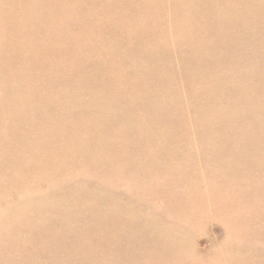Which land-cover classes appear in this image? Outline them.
Here are the masks:
<instances>
[{"label":"rangeland","instance_id":"1","mask_svg":"<svg viewBox=\"0 0 264 264\" xmlns=\"http://www.w3.org/2000/svg\"><path fill=\"white\" fill-rule=\"evenodd\" d=\"M56 1L0 0V264H264V0Z\"/></svg>","mask_w":264,"mask_h":264},{"label":"bare ground","instance_id":"2","mask_svg":"<svg viewBox=\"0 0 264 264\" xmlns=\"http://www.w3.org/2000/svg\"><path fill=\"white\" fill-rule=\"evenodd\" d=\"M35 1H37V0H35ZM58 1H59V0H58ZM58 1H56V4L58 3ZM61 1H62V0H61ZM61 1H60V2H61ZM232 1H233V0H232ZM63 2H65V0H63ZM63 2H62V3H63ZM95 2H96V1H95ZM240 2H241V1H240ZM252 2H253V0H252ZM36 3H37V2H36ZM100 3H101V5H102V2H101V1H100ZM233 3H234V1H233ZM241 3H242V2H241ZM256 3H257V1H256ZM64 4H65V3H64ZM239 4H240V3H239ZM90 5H94L93 8L95 7V4H90ZM90 5H89V6H90ZM98 5H99V4H98ZM80 6H81V5H80ZM83 6H84V5H83ZM89 6H88V7H89ZM102 6H103V5H102ZM126 7H127V6H126ZM241 7H242V6H241ZM245 7H246V5L244 6V8H245ZM81 8H82V7H81ZM91 8H92V7H91ZM217 8H218V7H217ZM82 9H83V8H82ZM241 9H242V8H241ZM82 11H83V10H82ZM82 11H81V12H82ZM212 11H213V10H212ZM96 14H97V12H96ZM81 15H82V14H81ZM97 15H98V14H97ZM97 15H95V16H97ZM211 15H212V13H211ZM216 19H217V18H216ZM3 20H4V19H3ZM3 20H1V21H3ZM70 20L72 21V19H70ZM3 22H4V21H3ZM3 22H2V24H3ZM14 22H15V21H14ZM71 23H72V22H71ZM14 24H15V23H14ZM19 24H20V23H19ZM17 25H18V23H17ZM20 26H21V25H20ZM18 28H19V27H18ZM20 29H21V28H20ZM94 32H95V31H94ZM119 35H120V34H119ZM94 36H95V35H94ZM109 36H110V35H109ZM123 37H125V35H124ZM123 37L121 36V39H122ZM110 38H111V37H110ZM125 38H126V37H125ZM79 41H80V40H79ZM79 41H78V42H79ZM86 41H87V40H86ZM92 41H94V40H92ZM110 41H113V40H110ZM114 41H115V40H114ZM114 41H113V42H114ZM81 42H82V41H81ZM108 42H109V41H108ZM96 43H99V42H96ZM110 43H111V42H110ZM114 43H115V42H114ZM103 44H104V43H103ZM105 44H107V43L105 42ZM115 44H116V43H115ZM107 45H110V44H107ZM121 45H122V44H121ZM121 45H119V46H121ZM110 46H111V45H110ZM117 46H118V44H117ZM91 47H92V46H91ZM94 47H95V46H94ZM105 47H106V46H105ZM84 48H85V47H84ZM84 48H83V49H84ZM107 48H108V46H107ZM80 49H81V48H80ZM92 49H93V48H92ZM105 49H106V48H105ZM109 49H110V48H109ZM111 49H112V46H111ZM118 49H120V48H118ZM118 49H117V50H118ZM106 52H107V51H106ZM108 52H109V51H108ZM111 52H112V51H111ZM111 52H109V53H111ZM118 52H119V51H118ZM116 53H117V52H116ZM128 53H129V52H128ZM128 53H127V55H128ZM112 55H113V54H112ZM54 57H55V56H54ZM210 57H211V55H210ZM51 58H52V57H51ZM117 59H118V58H117ZM88 60H89V58H88ZM88 60H87V61H88ZM114 60H115V59H114ZM93 61H94V60H93ZM95 62H96V60H95ZM115 62L117 63V60H116ZM10 63H11V62H10ZM84 63H85V62H84ZM93 63H94V62H93ZM116 63H115V66H116ZM11 64H12V63H11ZM81 64H82V63H80V65H81ZM113 64H114V62H113ZM94 65H95V64H94ZM111 65H112V64H111ZM111 65H110V67H111ZM72 66H73V63H72ZM95 66H96V65H95ZM107 66H108V65H107ZM91 67H93V66H91ZM112 67H113V65H112ZM83 68H84V66H83ZM83 68H81V69H83ZM68 69H69V67H68ZM72 70H73V69H72ZM74 70H77V67H76V69L74 68ZM83 70H85V69H83ZM83 70H81V71H83ZM86 70H87V69H86ZM90 70H91V69H90ZM100 70H101V69H99V71H100ZM111 70H112V68H111ZM78 71H79V70H78ZM81 71H79V72H81ZM94 71H96L95 68H94ZM83 72H85V71H83ZM83 72H82V73H83ZM86 73H87V72H86ZM89 73H91V71L88 72L87 74L89 75ZM80 74H81V73H80ZM87 74H86V75L84 74V75H85V77H84L85 79H86ZM91 75H93V74H91ZM91 75H90V76H91ZM90 76L87 77L86 81L88 80V78H91V77H92V76H91V77H90ZM84 78H83V79H84ZM91 79H92V78H91ZM96 79H98V78L96 77ZM89 80H90V79H89ZM113 81H114V80H113ZM113 81L111 80V83H112ZM117 81H118V80H117ZM87 82H89V81H87ZM108 84H109V83H108ZM115 84H116V83H115ZM18 85H19V83H18ZM112 85H114V84H112ZM109 86H111V85H109ZM22 92H23V91H22ZM23 94H24V93H23ZM25 94H26V93H25ZM26 95H27V94H26ZM28 97H29V96H28ZM30 98H31V96H30ZM23 99H25V98H23ZM51 100H52V99H51ZM57 100H60V99H57ZM48 101L50 102V100H48ZM109 101H110V100H109ZM43 103H44V102H43ZM46 118H47V117H46ZM46 118H45V119H46ZM7 120H8V118H7ZM13 120H14V119H13ZM31 120H32V119H31ZM31 120H30V122H31ZM8 121H9V120H8ZM18 121H19V120H18ZM24 121L27 122L26 120H23V122H24ZM15 122H16V121H15ZM40 122H41V121H40ZM11 123H12V122H11ZM20 123H22V122H20ZM1 124H2V123H1ZM1 124H0V125H1ZM2 125H4V124H2ZM13 125H14V122H13ZM16 125H17V123H16ZM47 125H49V124H47ZM52 125H53V124H52ZM6 126H7V124H6ZM50 126H51V124H50ZM3 127L5 128V126H3ZM3 127H1V128H3ZM16 127H17V126H16ZM16 127H14V128L16 129ZM22 127H23V124H22ZM28 127H31V126H28ZM28 127H27V128H28ZM1 128H0V129H1ZM7 128H8V127H7ZM7 128H5V129H6V132H7V130H8ZM20 128H21V127H20ZM50 128H51V127H50ZM11 129H12V128H11ZM17 129H18V128H17ZM47 129H48V128H47ZM53 129H54V128H53ZM70 129H71V128H70ZM2 130H3V129H2ZM22 130H25V129L22 128ZM42 130H43V129H41V131H42ZM50 130H52V128H51ZM3 131H4V132H3L4 135H1V136H2V138H1V139H2V145H3V141L5 142V140H6V137H5V140H4V138H3V137L6 135L5 130H3ZM14 131H16V130H14ZM19 131H20V130H19ZM0 132H2V131H0ZM26 132H27V134H28V131H26ZM45 132H47V131H45ZM12 133H13V130H12ZM23 133H24V132H23ZM42 133H44V132L42 131ZM42 133H41V134H42ZM52 133H53V132H52ZM0 134H1V133H0ZM9 134H10V133H7L8 136H10ZM27 134L25 133V135H27ZM32 134H33V133H32ZM32 134H30V136H31ZM45 134H48V133H45ZM35 135H36V134H35ZM42 135H43V134H42ZM54 135H55V134H54ZM201 135H202V134H201ZM11 136H12V134H11ZM27 136H29V135H27ZM30 136H29V137H30ZM32 136H33V135H32ZM46 136H47V135H45V138H46ZM14 137H15V136H14ZM54 137H55V136H54ZM24 138H27V139H28V137H24ZM31 138H32V137H31ZM33 138H34V137H33ZM43 138H44V137H43ZM45 138H44V139H45ZM1 139H0V140H1ZM7 139H9V138H7ZM14 139H16V143H18V144H19L20 141H21V140H20L21 137H20V139H19L20 141L18 140V138H14ZM14 139H13V140H14ZM27 139H25V142H26ZM41 139H42V138H41ZM44 139H43V140H44ZM50 139H51V138H50ZM55 139H57V137H56ZM10 140H11V139H9V141H10ZM13 140H12V142H13ZM17 140H18L19 142H17ZM23 140H24V139H23ZM23 140H22V141H23ZM31 140H32V139H31ZM38 140H39V139H38ZM6 141H7V140H6ZM22 141H21V142H22ZM28 141H30V140H28ZM28 141H27V142H28ZM40 141H41V140H40ZM45 141H46V140H45ZM48 141H49V140H48ZM50 141H51V140H50ZM53 142H54V140H53ZM8 143H9V142H8ZM8 143H7V144H8ZM13 143H14V142H13ZM16 143H14V144H16ZM56 143H57V141H56ZM5 144H6V143H5ZM22 144H23V142H22ZM22 144H21V145L19 144V145L22 147ZM28 144H29V143H28ZM8 145H11V143H9ZM23 145H24V144H23ZM53 145H54V144H53ZM55 145H56V144H55ZM12 146H13V144H12ZM17 146H18V145H17ZM24 146H25V145H24ZM42 146H43V145H42ZM25 147H26V146H25ZM55 147H56V146H55ZM10 148H11V147H10ZM18 148H19V146H18ZM41 148H42V147H41ZM57 148H58V146H57ZM53 149H54V148H53ZM14 150H15V151H13V152L15 153V152H16V148H15ZM10 154H11V152H10ZM10 154H8V155H10ZM11 155H13V154H11ZM11 155H10V156H11ZM14 156H15V155H14ZM17 156H18V155H17ZM7 157H8V156H7ZM22 157H23V156H22ZM49 157H50V156H49ZM13 158H14V157H13ZM16 158H17V157H16ZM6 160L8 161V159H6ZM7 161H6V162H7ZM12 163H13V162H12ZM16 165H17V163H16ZM55 205H57V204H55ZM55 205H52V206H55ZM58 206H59V205H58ZM51 218H52V217H51ZM53 218H54V217H53ZM50 230H51V229H50ZM153 232H154V231H153Z\"/></svg>","mask_w":264,"mask_h":264}]
</instances>
